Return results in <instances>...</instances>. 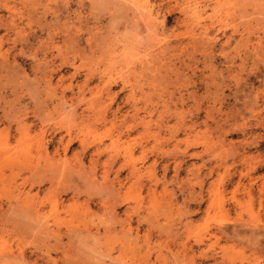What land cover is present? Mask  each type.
Returning <instances> with one entry per match:
<instances>
[{
    "label": "rangeland",
    "instance_id": "374dc122",
    "mask_svg": "<svg viewBox=\"0 0 264 264\" xmlns=\"http://www.w3.org/2000/svg\"><path fill=\"white\" fill-rule=\"evenodd\" d=\"M0 264H264V0H0Z\"/></svg>",
    "mask_w": 264,
    "mask_h": 264
},
{
    "label": "bare ground",
    "instance_id": "6f19581e",
    "mask_svg": "<svg viewBox=\"0 0 264 264\" xmlns=\"http://www.w3.org/2000/svg\"><path fill=\"white\" fill-rule=\"evenodd\" d=\"M193 15L194 16H196V17H199L200 16V9L198 8V6L197 5H195L194 7H193ZM215 18V17H214ZM199 20V19H198Z\"/></svg>",
    "mask_w": 264,
    "mask_h": 264
},
{
    "label": "crops",
    "instance_id": "0c3cea01",
    "mask_svg": "<svg viewBox=\"0 0 264 264\" xmlns=\"http://www.w3.org/2000/svg\"><path fill=\"white\" fill-rule=\"evenodd\" d=\"M154 156H151L150 158H148V161L150 162L151 161V159L153 158Z\"/></svg>",
    "mask_w": 264,
    "mask_h": 264
}]
</instances>
